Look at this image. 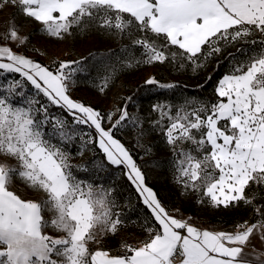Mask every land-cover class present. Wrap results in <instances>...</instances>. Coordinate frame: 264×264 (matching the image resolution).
<instances>
[{
	"label": "snow or ice",
	"instance_id": "snow-or-ice-1",
	"mask_svg": "<svg viewBox=\"0 0 264 264\" xmlns=\"http://www.w3.org/2000/svg\"><path fill=\"white\" fill-rule=\"evenodd\" d=\"M21 20L54 40L74 30L139 33L105 64L102 94L141 64L181 74L230 62L214 101L202 100L204 86L197 85L178 104H154L159 118L149 126L171 150L165 163L183 195L195 193L197 204L213 209L247 211V218L215 230L170 214L117 136L138 129L137 146L151 154L141 143L144 118L128 111L132 97L108 111L74 98L96 61L49 57L44 64L27 55L32 34ZM144 84L181 88L155 76ZM76 139L79 154L89 146L103 154L98 167L124 169L148 211L145 239H122L115 253L107 246L131 218L117 211L115 186L84 178L87 167L71 163ZM0 264H264V0H0Z\"/></svg>",
	"mask_w": 264,
	"mask_h": 264
},
{
	"label": "trees",
	"instance_id": "trees-1",
	"mask_svg": "<svg viewBox=\"0 0 264 264\" xmlns=\"http://www.w3.org/2000/svg\"><path fill=\"white\" fill-rule=\"evenodd\" d=\"M127 43H118L114 45L105 46L103 50L98 51L97 55H109V51H112V55L115 59L117 56L123 54V48ZM239 47V45H237ZM233 51V49H228ZM137 52V50H136ZM138 54V52H137ZM228 52H225L227 56ZM143 66V64H141ZM145 66V65H144ZM149 67V66H145ZM154 76L161 83H166L170 76H177L181 88L178 89H159L154 85L146 86L145 80L136 81L133 86H130L125 97H132L131 103L128 105V109H132L135 113H138L144 118L145 136L142 141L146 145L151 146V154L144 157L140 156L143 153V148L138 149L137 143V131L138 129L127 127L123 131L117 133V136L121 141L128 145V148L132 152L134 159L144 169L147 175V182L149 186L153 187L154 191L158 193V197L163 203L170 209L172 206L179 204L180 209L184 213L198 214L203 219V225L196 223L200 228H220L227 229L228 226H232L238 219H245L248 216V212L244 210H225L213 209L208 205H200L196 203V195L194 197L185 196L183 203L180 199L181 194L179 189H176V183L172 180L173 172L172 166L165 161L171 159L169 146L167 145L164 136L161 134L159 128H151L149 125L152 121L158 119V113L152 111V106L157 103L164 101H170L173 104L181 102V97L187 96L190 92H195L197 85H203L200 89L199 96L204 101L215 100L214 88L219 79L226 73L231 71L230 62L221 60L219 66L216 60H212L206 68L199 72H187L183 73V76L170 70L168 65H155L153 66ZM169 67V68H168ZM132 70V69H130ZM182 74V73H181ZM211 76V79L208 77ZM184 80H182V78ZM187 78H189L188 82ZM187 85V91H183V86ZM54 115H61L60 110L52 109ZM174 113V112H173ZM69 122L70 118H69ZM141 141V142H142ZM133 145V146H132ZM135 145V146H134ZM147 148V147H146ZM72 160L71 163L77 166H86L88 169L87 173L81 172L84 178L96 179L98 182L103 183L106 187L115 186L116 188V199L118 202L117 211L123 213L125 216L130 217V221L120 232L126 233L129 237L138 235L142 239L146 238L148 233L142 228V225L148 219V211L146 207L140 202L134 187L130 184L127 178L123 175V168H114L111 166H105L103 169L98 167L103 161L104 157L98 150H94L92 146H89L80 153V140L76 139L71 149ZM106 163V162H105ZM152 163V165H151ZM148 165V166H147ZM156 168L160 169L159 176L156 180H150L148 172H153ZM19 189V185H17ZM183 197V196H182ZM118 240V236L114 240L107 241V246L111 248L112 252L115 253L119 250V244L115 241ZM111 241V242H110ZM95 246L91 245V249L95 250Z\"/></svg>",
	"mask_w": 264,
	"mask_h": 264
},
{
	"label": "rangeland",
	"instance_id": "rangeland-1",
	"mask_svg": "<svg viewBox=\"0 0 264 264\" xmlns=\"http://www.w3.org/2000/svg\"><path fill=\"white\" fill-rule=\"evenodd\" d=\"M20 23L24 26V31L26 32L30 31L32 34L31 44L29 45V48L26 50V54L35 57V59L41 61L42 63L48 64L49 57H52L53 59L57 57L73 58V59H78L80 57H89L90 63L96 61V69L92 72L91 77L87 79L85 82L80 83L72 91V96L76 99L84 101L85 103H90L94 106H97L102 110L105 111L111 110L115 105H119L123 101H125L126 99L125 93L127 89L130 86H133V84L136 81L146 80L149 76H154L153 71L155 70V68L153 66L145 67L144 65L143 66L140 65L138 67L133 68L132 70H126L123 73H121L120 76L115 80V82L112 83L106 89V94H102L98 91V88L99 86H101L102 79L105 74V64H107L109 60L114 62L116 59L113 56L109 57V55H97V52L103 50L105 46L114 45L121 42L122 43L131 42L132 39H135L137 38V36L140 35L139 33H135L132 37L125 35L123 38H121L118 35L108 34L104 31H98L95 29L87 30L84 32H81L79 30H74L73 34L67 36L64 40H54V39L46 38L45 34L40 31V26L38 24L25 20H21ZM33 47H40L41 51L47 50L48 55L47 56L40 55L34 52L32 50ZM173 51H175V49H173ZM137 52L139 54L140 50L137 49ZM100 57H104L105 59L100 60L99 59ZM12 75L15 76V74ZM180 76H183V73L180 74ZM170 77L171 78H168L166 83L174 82L178 78L177 76H170ZM184 78L185 77H183L182 80H184ZM188 81L189 78H187V81L185 82ZM128 111L130 113H135V111L132 109H128ZM173 115H175V112L173 113ZM158 118H159V114H158ZM141 143L144 145L145 148L148 147V145H146L144 141H142ZM132 144H136L137 146L136 142H132ZM126 146L128 147V145ZM137 148L142 149L141 147L138 146ZM170 155H172L171 150H170ZM140 156L141 157L144 156V150ZM159 173H160V169L158 168H156L153 172L150 173L148 172L149 179L156 180V178L159 176ZM175 185H176V189H179V193L181 194L180 199L182 201L178 203H183L185 201V196L194 197L196 195L195 193H189L187 195H183L180 186L177 184ZM19 189H20V185H19ZM177 209L180 210L179 213L176 212ZM168 211L170 212V214H176L177 218L191 217L192 218L191 222L193 224L199 223L203 225L204 221L198 214L184 213L180 209L179 204L172 206L170 209H168ZM204 226H205L204 228H208L206 225ZM232 226H228L227 229H230ZM208 229L224 230L220 228H208ZM118 238H119L118 240L115 239L116 242L121 241L122 239L127 240V242L129 243H135L138 242L139 240H142V237L138 235L129 237V235H127L126 233L123 234V232H120ZM94 246L96 247V245Z\"/></svg>",
	"mask_w": 264,
	"mask_h": 264
},
{
	"label": "crops",
	"instance_id": "crops-1",
	"mask_svg": "<svg viewBox=\"0 0 264 264\" xmlns=\"http://www.w3.org/2000/svg\"><path fill=\"white\" fill-rule=\"evenodd\" d=\"M195 226H197L196 224H194ZM197 227H199V226H197ZM201 229H204V227L203 228H201Z\"/></svg>",
	"mask_w": 264,
	"mask_h": 264
}]
</instances>
